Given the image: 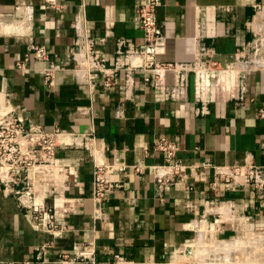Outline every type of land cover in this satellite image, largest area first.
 <instances>
[{
  "label": "crops",
  "instance_id": "crops-1",
  "mask_svg": "<svg viewBox=\"0 0 264 264\" xmlns=\"http://www.w3.org/2000/svg\"><path fill=\"white\" fill-rule=\"evenodd\" d=\"M145 1L0 0V117L59 131V171L47 177L45 203L70 207L52 231L37 228L16 200L23 185L0 181V264H199L200 252L246 237L259 218L264 67L250 52L264 0H158L164 43L155 60L193 68L173 96L172 87H153L140 54L136 7ZM32 44L44 45L51 63L25 60ZM94 56L104 73L89 72ZM162 136L190 168L167 189L152 173L162 164L154 148ZM97 166L110 169L112 185L100 209ZM233 168L259 171L260 184L223 182L219 173ZM90 248L91 258L80 256Z\"/></svg>",
  "mask_w": 264,
  "mask_h": 264
},
{
  "label": "built area",
  "instance_id": "built-area-1",
  "mask_svg": "<svg viewBox=\"0 0 264 264\" xmlns=\"http://www.w3.org/2000/svg\"><path fill=\"white\" fill-rule=\"evenodd\" d=\"M158 0H146L136 7L139 28L142 33L140 54L145 66L152 71L151 84L153 87H172L170 95H180L183 91L186 74L193 70L183 63H158L155 59L163 47L164 39L156 17ZM90 47V44H89ZM31 57L42 63H51V57L44 45L32 44L25 55V60ZM24 62H17V70L23 69ZM56 67L50 65L42 70L45 81H50ZM90 73L103 72L104 60L94 56L91 60ZM173 73V82L167 80L166 73ZM107 76L105 84L112 83ZM256 115L264 121V104L257 108ZM59 131L48 133L41 125L24 121L9 113L0 117V181L11 188L21 183L23 188L16 191L18 205L24 210L37 228L50 232L56 227L57 220L63 218L69 211V205L48 207L45 203L44 188L47 187V177L57 174V135ZM155 150L162 156V164L152 166L154 182L160 189H167L177 180L183 179L185 172L190 169L177 159L178 145L169 137L162 136L154 142ZM196 170L199 167H194ZM110 169L107 166H97L93 171L92 191L93 202L100 209L108 198L112 185L108 180ZM134 171L139 169L134 167ZM242 171L258 172L254 169L233 168L219 173L223 182L233 180ZM260 184L256 180V185ZM258 217L264 220V208L258 212ZM94 250L80 252V256L92 257ZM122 259H117V264ZM22 264H30L23 262Z\"/></svg>",
  "mask_w": 264,
  "mask_h": 264
},
{
  "label": "rangeland",
  "instance_id": "rangeland-1",
  "mask_svg": "<svg viewBox=\"0 0 264 264\" xmlns=\"http://www.w3.org/2000/svg\"><path fill=\"white\" fill-rule=\"evenodd\" d=\"M256 27V39L250 52V61H255L253 64H257V67H264V25ZM260 175L259 171H242L236 178H245L249 184H256ZM248 231L246 237L236 239L233 244L222 242L221 246L213 247L208 254L200 252L199 264H264V220L258 218L250 222ZM231 249L234 251L232 256Z\"/></svg>",
  "mask_w": 264,
  "mask_h": 264
}]
</instances>
